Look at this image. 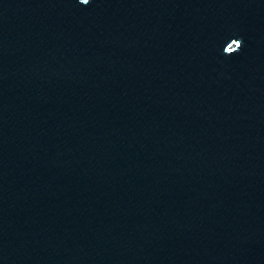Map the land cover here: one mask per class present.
<instances>
[{
  "label": "water",
  "instance_id": "water-1",
  "mask_svg": "<svg viewBox=\"0 0 264 264\" xmlns=\"http://www.w3.org/2000/svg\"><path fill=\"white\" fill-rule=\"evenodd\" d=\"M0 264H264V0H0Z\"/></svg>",
  "mask_w": 264,
  "mask_h": 264
},
{
  "label": "clouds",
  "instance_id": "clouds-1",
  "mask_svg": "<svg viewBox=\"0 0 264 264\" xmlns=\"http://www.w3.org/2000/svg\"><path fill=\"white\" fill-rule=\"evenodd\" d=\"M80 3H88V0H79Z\"/></svg>",
  "mask_w": 264,
  "mask_h": 264
}]
</instances>
